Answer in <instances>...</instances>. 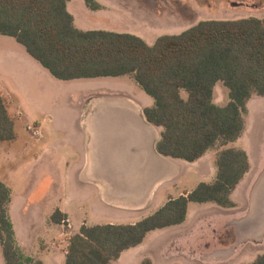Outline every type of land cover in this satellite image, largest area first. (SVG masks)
I'll use <instances>...</instances> for the list:
<instances>
[{
    "label": "trees",
    "instance_id": "trees-1",
    "mask_svg": "<svg viewBox=\"0 0 264 264\" xmlns=\"http://www.w3.org/2000/svg\"><path fill=\"white\" fill-rule=\"evenodd\" d=\"M69 0H0V33L15 37L56 79L116 77L135 74L155 103L144 109L147 120L162 127L158 152L195 162L213 147L238 140L246 127L248 101L264 96V18L201 20L180 34L160 36L154 44L131 33L81 30L68 11ZM93 10L96 0H84ZM223 82L230 102H215ZM16 138L15 120L0 94V141ZM217 175L186 195L171 197L135 224H84L70 238L66 264H111L127 249L141 244L156 229L181 224L191 202L235 207L231 198L250 169L243 149H221ZM12 190L0 181V243L6 264H44L26 255L10 217ZM55 223L67 225L57 210ZM141 264H152L144 260ZM251 264H264V254Z\"/></svg>",
    "mask_w": 264,
    "mask_h": 264
},
{
    "label": "rangeland",
    "instance_id": "rangeland-1",
    "mask_svg": "<svg viewBox=\"0 0 264 264\" xmlns=\"http://www.w3.org/2000/svg\"><path fill=\"white\" fill-rule=\"evenodd\" d=\"M80 1L81 4L72 3L71 8L77 18L88 23L87 27L81 28L132 33L146 39L150 44L160 36L180 34L186 30L183 28L187 24L190 26L201 20L264 18V0H155V5H150L149 0H101V2L96 0L100 4V9L97 10L88 7L84 0ZM178 14L183 15V18L177 17ZM33 66L40 67L46 74ZM12 77L21 79V81L16 80L34 96L30 100L34 112L29 111L28 105L21 107L25 112L24 119L16 117L13 110L15 101H19L20 97L14 92L17 91V86L11 83L12 81L15 84V79ZM43 77H52L53 82L46 81ZM129 78L133 80L132 76ZM0 80H5L8 86L0 87V94L4 97L8 94L14 97L5 99L9 113L15 120L16 132L14 140L0 141V180L12 190L9 214L14 223L15 233L17 231V242L26 255L41 259L45 264H66L65 254L68 251L70 238L74 235L70 229L77 233L82 221L86 220L91 226L105 223L130 224L128 222L133 218L142 216L145 218L162 208L170 193L176 196L179 190L195 188L202 181L211 182L215 179L217 170L216 155L213 156L215 151L226 148L247 149L254 165L249 179L253 180L261 172L264 174V96H257L251 103L250 109L247 107L245 113L247 124L242 136L226 146L210 149L207 157L210 158V163L204 166L206 169L210 167L212 170L215 169V173L205 174L203 167L182 160L184 172L177 181L179 185L161 187L152 205L146 210L133 214L123 209L106 207L99 200V194L94 187L88 188L73 180L71 170L66 171V165L55 178L54 193L43 200L40 199L39 202L33 200L28 203L27 198L34 192L40 176L46 173V168L42 165L44 162H38V150L45 144H51L52 148L57 149L61 143L59 148L63 154H71L74 163L80 160L83 141L76 126L77 114L82 95L91 87L84 84L85 82L56 79L27 53L26 48L15 37L1 33ZM128 83L133 86L136 93L142 91L136 81ZM217 88L216 93L221 100L219 104L224 106L230 101L229 89L223 82H220ZM98 90H101L100 93L117 92L107 86ZM48 116L53 117V123ZM29 124L38 126L43 135H46L38 140L27 130ZM48 186L50 185L45 183L41 189L45 191ZM237 199L240 203L239 209L244 210V195H238ZM221 207L214 202H191L188 217L186 216L183 223L149 232L142 245H138V250L126 259L125 264H141L147 259L152 264H215L209 261L215 259V254L219 252L217 249H220L223 243H233L236 240L234 230L225 232L221 237L219 231L204 236L203 239L207 240L204 249L205 261L191 256L193 246L190 247L189 243L184 244L181 241L192 229V219L197 220L199 216L207 219L213 216L212 212L216 208L223 210ZM59 208L65 209L70 216V228L68 224L63 226L52 220V215ZM206 224L208 225V222ZM246 229L247 227L241 226L238 227L237 232L243 234ZM206 231L207 228L204 232L209 233ZM192 243L194 242L190 244ZM255 243L254 240L243 244L235 256L218 264L253 263L258 256L264 254V243ZM0 264H6L1 243Z\"/></svg>",
    "mask_w": 264,
    "mask_h": 264
},
{
    "label": "crops",
    "instance_id": "crops-1",
    "mask_svg": "<svg viewBox=\"0 0 264 264\" xmlns=\"http://www.w3.org/2000/svg\"><path fill=\"white\" fill-rule=\"evenodd\" d=\"M99 1L101 2V0ZM80 2V0H69L67 8L74 17L75 26L81 30L88 31L81 28L82 26L87 27L88 23L86 24L77 18L74 10L71 8L72 3L81 4ZM149 3L150 5H155V0H149ZM98 12L102 11L98 10ZM177 17L183 18V15L178 14ZM197 23L198 22H195L190 26L187 24L183 29L187 30ZM144 40L146 41V39ZM147 43L150 44L149 42ZM154 43L155 42L152 44ZM34 60L38 62L36 59ZM33 67L40 70L41 73L46 74L40 67V69L35 66ZM51 76L53 75L51 74ZM130 76L133 77V80H130ZM5 78L8 79L9 77ZM12 78L15 79L16 85L12 81L11 83L15 87L17 86V91L14 92L20 97L19 101H15L13 110H15L16 117L24 119L25 112L21 107L28 105L27 107L30 109L29 111L34 112L35 110L33 109V106L30 105V103H32L30 100L34 96L29 93L28 89L21 82L16 80L19 79L18 77ZM43 78L46 81L53 82L52 77ZM19 81H21V79H19ZM71 81L85 82L84 84L91 87L90 90L82 95L77 114L76 126L79 133H81L83 141L81 149L82 155L79 157L80 160L74 163L71 159V154H63L60 151L59 147L61 143H59L57 149L56 147L52 148L51 144H45L39 149L38 162H44L42 165L45 166L46 173H42L40 176V179L34 188V192H32L27 198L28 203L33 200L39 202L40 199L43 200L49 194L54 193V188L56 186L55 178L59 176L58 174H60L61 168H64L65 165L67 166L66 171L69 169L71 170V177L76 183L85 185L88 188H90V186L94 187L99 194V200L103 205L110 208L123 209L124 211L132 212L133 214L134 212L148 209L152 205L155 196L161 187L173 184L174 186L179 185L177 181L184 172V166L182 165L183 159H174L158 153L157 143L161 138L163 128L150 123L144 113V109L153 106L155 100L144 91L136 80L135 74L132 73L116 77L82 78L67 82ZM133 81L137 82L142 91L137 93L134 91L132 88L133 86L128 83ZM220 82L217 83L215 88V102L217 104L221 102L219 95L216 93L218 89L217 86L220 85ZM106 86L115 89L117 92L100 93L101 90L98 89ZM0 87H8L5 80H0ZM257 96L259 95L252 96L248 101L247 107L249 109L251 103L256 100ZM9 97L14 98L9 94L8 96H5V98ZM229 102L230 101L226 104ZM48 117L50 118V122L53 123V117ZM52 123H50V125ZM45 135H43L42 132L41 136L37 137V139L40 140ZM243 150H245L249 156L250 169L237 187L232 191L231 198L236 206L232 208L221 207L223 210L216 208L215 211L212 212L213 216L207 219H203L201 216H199L197 220L196 218L192 219V229L181 241L184 244L189 243L190 247L193 246L192 254L190 255L195 258H200L205 261L204 249L206 248L205 242L207 240L205 241L203 238L207 234H212L216 231H219V237H221L222 234H225V232L232 229L237 238H235L236 240L233 243H223L220 249H217L219 252L215 254V259L209 261L215 264L223 263L235 256L241 249L240 247L247 242H253L255 240V244L264 243V179L262 178V172L253 180L249 179L253 172L254 165L249 151L247 149ZM209 151L210 150L193 163L198 164L200 168L203 167L204 173L210 175L211 173H215V169L212 170L211 167L206 169L204 166L206 163H210V158H207ZM218 152L215 151L213 156L217 155ZM45 183L50 186L44 191L41 187ZM195 188H190L186 191L179 190V193L176 196L170 193L165 199L164 204L167 203L171 197L177 198L186 195ZM241 194L244 195V210L239 209L240 203L237 199L238 195ZM12 208H14L13 202ZM255 209L257 213L260 212L261 217L259 219L256 217L257 213L255 214L254 212ZM58 210L67 215V222L70 228L71 221L68 213L65 209L59 208ZM187 214H189V211ZM143 217L144 216L141 218L135 217L128 223L135 224ZM206 222H208V225ZM84 224L91 226L85 220L81 222L80 229ZM244 224L247 227L246 231L243 234H240V232L238 233V227L244 226ZM60 225L64 226V224ZM206 228V232L209 233L204 232ZM70 232L76 234L72 229H70ZM78 232H80V230ZM212 237L211 239H213ZM191 242H196V246L194 247V243L190 244ZM139 246L123 251L111 264H115L116 262L118 264H125L126 259L134 255ZM67 253L68 251L65 256Z\"/></svg>",
    "mask_w": 264,
    "mask_h": 264
},
{
    "label": "built area",
    "instance_id": "built-area-1",
    "mask_svg": "<svg viewBox=\"0 0 264 264\" xmlns=\"http://www.w3.org/2000/svg\"><path fill=\"white\" fill-rule=\"evenodd\" d=\"M27 130L32 132L33 136L35 137H39L42 134L41 129L38 126L33 125V124L27 125Z\"/></svg>",
    "mask_w": 264,
    "mask_h": 264
},
{
    "label": "water",
    "instance_id": "water-1",
    "mask_svg": "<svg viewBox=\"0 0 264 264\" xmlns=\"http://www.w3.org/2000/svg\"><path fill=\"white\" fill-rule=\"evenodd\" d=\"M159 153V152H158ZM262 178L264 179V174H262ZM264 181V180H263ZM264 185V184H263ZM255 214L257 213L256 209L254 210ZM256 217L259 219L261 216H260V212L256 214ZM244 228H246V225L244 224Z\"/></svg>",
    "mask_w": 264,
    "mask_h": 264
}]
</instances>
